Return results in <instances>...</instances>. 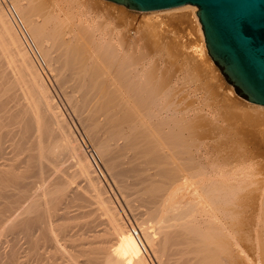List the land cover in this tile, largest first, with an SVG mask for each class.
<instances>
[{
  "label": "bare ground",
  "instance_id": "obj_1",
  "mask_svg": "<svg viewBox=\"0 0 264 264\" xmlns=\"http://www.w3.org/2000/svg\"><path fill=\"white\" fill-rule=\"evenodd\" d=\"M91 1L0 0V112H3L1 117L4 113L7 114L9 124L19 126L18 148L20 147L21 153H27L28 140V155L23 153L18 162L17 158L7 159L5 166L8 168L0 169V198L12 197L16 192L12 193L10 190H19L21 186L26 188L27 168L30 165L38 168L34 171L39 174V179L44 177L45 180L48 173L53 174L35 193L24 194L27 198L26 204L25 200H22L23 203L18 202V193L14 196L16 201L14 198L9 200L11 202L7 201L8 204L1 201L0 220L5 221V225L1 221L4 225L2 230L7 231V234L13 230L14 236L3 240L4 231H0V248L4 242L9 243L5 253L0 251V264H22L15 248L18 234L23 235L21 237L28 242V264H149L142 242L136 238L133 229L126 226L113 206L114 203L105 204L104 199L109 194L104 189L108 195L105 198L101 196L100 185H96L100 181L99 177L85 153L86 150L82 149L79 138L76 137L78 133L74 134V129L72 130L65 119L69 114L64 117L61 109L57 107L59 104L56 105L53 101L49 85L46 84V80L48 83L50 78H57L64 86L65 83L68 84L67 80L72 81L74 88L69 89L70 83L66 87L73 92L75 89L76 93L71 94L72 96L78 95L74 98L70 96L71 100L67 101H71L72 110L76 113L74 115H79L78 119L74 116L76 122L82 121L88 143L91 141L93 150L106 171H114L118 176L124 172L137 176L132 180L135 179L140 184L138 186L141 190L136 189V184L134 187L129 184L135 192L139 191L135 196L142 199H138L140 202L148 205L152 203V206H147L149 220L154 224L145 225L142 221L138 223L143 244L145 243L147 249L149 247L150 252L153 251L152 254L159 253L157 256L161 257L164 255L166 264H256V259L264 264V187L261 185L259 190L251 189L258 184L254 178L253 162L244 159L237 164L225 162L218 157L217 152L207 147L205 141L195 140V128L206 124L204 118L211 114L213 121L217 122L221 114L216 110L206 111L205 106L208 103L204 95L197 102L200 98L197 93L199 89L192 85L199 79L195 78L194 70L201 72L203 66V78L209 83L210 92L218 102L221 101L232 109L226 107L231 111L228 113L229 117L235 116L232 107L239 108L237 101L230 98L233 91L224 90L216 84L219 79L206 57L207 51L196 15V6L186 4L165 10L190 8L193 16H190V12L184 14L190 26L186 28L191 30L193 27L196 31H191L198 35L185 30V40L191 48L187 49L190 52L179 50L180 53L176 52L175 55L181 57L182 68L185 69L181 68L182 71L178 72L180 74L172 72L174 75L168 74L169 78L162 79L153 76L156 72L151 70L149 60L139 62L135 59L137 55L130 52L124 42L127 32L113 25L111 20L103 21V14L95 11L101 4ZM120 8L115 11L119 12L118 16L122 20L127 14ZM156 22L157 25L161 24L158 18ZM129 34L135 32L131 31ZM129 42V45H134V39L130 38ZM158 46L153 45V48ZM138 58H141L140 55ZM43 64L46 70L41 67ZM52 72L56 77L53 74L51 77L49 73ZM50 85L51 88L52 84ZM61 86L59 88L62 91L64 88ZM217 88L221 91H217ZM63 91L60 94L63 95ZM20 98L23 101L18 103ZM65 98L62 97L64 101ZM251 104H254L256 110L263 108V105ZM63 106L64 104L62 108ZM261 113L264 115V111ZM0 122L3 123V120ZM5 130L0 131V147L8 138L7 133H4L7 137L2 136ZM185 130L189 134H185ZM13 132L16 134L15 130ZM8 133L10 136V132ZM82 141L84 142L83 137ZM125 159L131 165L124 163ZM63 161H67L71 168L74 167L72 177L69 174L70 179L76 178L78 181L79 178V181L87 182L88 187L92 186L89 187L90 191L97 187L96 190L94 188V194H91L93 197L85 196L92 198L88 202L93 201L96 204L98 201L103 205L100 212V206L94 207L93 202L91 203L104 215L98 223L95 220L98 215H92L91 219L98 225L101 220L105 221L106 227L102 234H97L86 220L84 223L88 226L81 223L80 219L78 220L81 222L71 223V218L65 217L68 213L67 206L72 202L81 211L78 204L74 205L75 200H79L78 194L84 196L82 192H88L89 189L79 190L80 185L78 186L76 180H72L74 185L70 183L64 176L67 172L63 168ZM20 163L24 165L23 170L17 173ZM122 163L127 165L125 167L129 166L128 169L124 170L123 166L119 168ZM67 165L64 166L67 168ZM114 175L111 179L117 180ZM130 177L131 175L127 179ZM121 180L120 182H124ZM83 185L82 188L85 189V184ZM188 188L191 189L189 200H185V203L173 201L181 191ZM124 191L122 194L126 195ZM122 194L119 199H125ZM130 195L132 201L135 196ZM63 199L69 200L68 205L65 203L66 207L61 206ZM80 203L82 204L79 205L84 206L86 199ZM254 203L260 205L257 214L252 208ZM91 204L85 206L89 207ZM73 206L70 205L71 209ZM136 206H132L133 209ZM63 208L64 212L61 210ZM138 209L142 211L140 207ZM89 211L85 214L89 215ZM69 212L71 215L70 210ZM81 214L78 212V215ZM63 217L61 223L55 222ZM63 220L67 222L62 223ZM15 229L17 230L14 231ZM99 229L101 227L98 231ZM154 257L156 260V255Z\"/></svg>",
  "mask_w": 264,
  "mask_h": 264
},
{
  "label": "rangeland",
  "instance_id": "obj_2",
  "mask_svg": "<svg viewBox=\"0 0 264 264\" xmlns=\"http://www.w3.org/2000/svg\"><path fill=\"white\" fill-rule=\"evenodd\" d=\"M49 1V0H48ZM91 1V0H90ZM93 1H97L96 2V4L98 3V4H101L100 6L98 5V9L97 10H95V9H93V11L95 10L96 11V13L99 11V14H103V16H101V18H102V20L103 21H112V24L113 25H117V26H119V28L121 29V30H123L124 32H127V34L129 35H126V37H125V40H124V42H125V45H126V47H127V49H129V51L130 52H132V53H134V55L136 56L135 57V59L137 60V61H139L140 62V60H141V62L142 61H145V60H149L150 61V68H151V70H154V72L153 73H155L153 76L154 77H159V78H162V79H164V78H169V75L170 76H172V75H174L173 73H178V72H181L182 71V69L184 68L185 69V67H183L182 68V61H181V57H176L175 55H176V52H177V54L178 53H180V51H189L190 52V50L189 49H187V47H189V45L187 44L188 43V41L187 40H185V34L188 32V31H191V30H193V32H195L196 30L195 29H193V27H191L192 29L190 30H188V28H190V26H188V23H187V18H186V16L184 15L185 13H191V9L190 8H183V9H178V10H172V11H165L166 9H164V10H156V11H146V12H143V11H136V10H132V9H129V8H127L126 6H124V5H121V4H117V3H114V2H111V1H107V0H92L91 2L92 3H94ZM101 1V3H99ZM49 4V3H48ZM50 5V4H49ZM190 5V4H189ZM46 7L48 6L47 4L45 5ZM109 7V8H108ZM112 7V8H111ZM114 7V8H113ZM122 8L123 9V12L124 13H126L127 14V17H125L124 19L122 18V20L120 19L121 17L120 16H118V15H120L119 14V12H116L115 11V9L117 8ZM120 8V9H121ZM112 9V10H111ZM114 9V10H113ZM116 9V10H117ZM190 9V10H189ZM111 10V11H110ZM196 10H197V7H196ZM164 11V12H163ZM95 13V12H94ZM118 13V14H117ZM169 13V14H168ZM190 16H193V14L191 13L190 14ZM120 17V18H119ZM158 18V20L159 21H161V24L160 23H158V25H157V18ZM154 18H156V19H154ZM160 18V19H159ZM107 19V20H106ZM110 21V22H111ZM155 21V22H154ZM163 22V23H162ZM127 23V24H126ZM155 24L157 25V26H155ZM155 28H154V27ZM159 26V27H158ZM161 26V27H160ZM186 27H188V28H186ZM123 28V29H122ZM158 28H160V29H158ZM153 29V30H152ZM154 29H155V31H154ZM128 30H130V31H128ZM137 30H139V32L137 31ZM148 30H151V31H148ZM187 32H186V31ZM195 30V31H194ZM135 32V34H129L130 32ZM165 31V32H164ZM168 31V32H167ZM137 32V33H136ZM141 32V33H140ZM185 32V33H184ZM192 32V31H191ZM192 32V33H193ZM197 33V32H196ZM137 34V36H135ZM195 36H197L198 34H195V33H193ZM132 37H134V38H132ZM130 38L131 39H134V45H129V41H130ZM172 40V41H170V40ZM177 41V42H176ZM185 41V42H184ZM187 42V43H186ZM128 43V44H127ZM170 43H172V44H170ZM186 43V44H185ZM184 44V45H183ZM153 45H159L156 49H154L153 48ZM175 45V46H174ZM184 47H183V46ZM188 45V46H187ZM131 46V47H130ZM129 47V48H128ZM132 47H133V51H132ZM155 47V46H154ZM186 47V48H185ZM153 48V49H152ZM190 48V47H189ZM159 49H160V51H159ZM163 49V50H162ZM186 49V50H185ZM191 49V48H190ZM180 50V51H179ZM156 51H157V53H156ZM166 51L168 52V53H166ZM207 51V50H206ZM140 55V57L141 58H138V56ZM206 57H207V60L208 61H210V64H211V66H212V68H214V73L215 74H217V76H218V79L219 80H217V85H220V86H222V88L224 89V90H229V89H231L232 91H233V95H231L230 96V98H233L234 99V101H237V105H239L238 107L239 108H236L235 106L234 107H232L233 108V110H234V112H232V113H234L235 114V116L234 117H229V115H228V113H231V111L230 110H232L231 108H229L225 103H223V102H221V101H217L218 99H216L215 98V95H213L211 92H210V88L208 87V84L209 83H206L205 82V80H204V75H203V66L201 67V72H195V70H194V75H195V78H198L199 80L201 79V81H199V80H195V84H193L192 85V87L193 88H195L196 86L198 87V89L199 90H197V93H198V95L200 96V98L197 100V102H199V100H201V98H202V96L204 95L205 97L204 98H206L207 99V103H208V106H205V108H206V111H210V110H216V112L217 113H219V114H221L220 116H218V121L217 122H215V121H213V119H212V117H211V114H209V115H207V117H205L204 118V120H206L205 121V123L206 124H202L199 128H195V130L197 131L196 133H195V130H194V133L195 134H197L196 135V137H198V138H196L195 137V140L197 139V141L198 140H202V141H205L206 142V144H207V147L209 146V149L210 150H212L213 152H217L218 153V157L220 158H222L223 160H225V162H227V161H229L231 164H237V162H239V161H241L242 159H244V160H251L250 162H253V168H254V170H255V176H254V178L258 181V184L257 185H259L258 187H256V186H252L251 187V189H253V190H259V187L262 185V187H264V115L261 113V111H264V106H263V108H260V110H256L255 108H254V104H251L250 102H248L247 100H245L244 98H242V97H240L236 92H235V90H234V88H233V86L230 84V83H228L226 80H225V78H224V76L222 75V73L220 72V69L218 68V66L212 61V59L210 58V56L208 55V53L206 52ZM177 60V61H176ZM41 67H43V69L44 70H46L45 69V67H44V64L41 66ZM182 68V69H181ZM183 69V70H184ZM171 72V73H170ZM173 72V73H172ZM159 73H160V75H159ZM50 75H51V77H56L55 75H54V73L52 72V73H49ZM52 74H53V76H52ZM169 74V75H168ZM178 74H180V73H178ZM50 75H48V78L50 77ZM53 79V80H52ZM50 78V79H48L49 81H48V83H47V80H46V84H47V86L49 87L48 89H49V91H51L50 93H51V95L53 96V101H54V103L56 104V105H58L57 107H59V109H61L60 111L62 112V114L64 115V117L67 115V114H69L68 116H66L65 117V119H66V121L68 122V124L70 125V127H72V130H73V132H74V134L76 135V133H78L77 135H79V134H81L79 137L76 135V137H77V139H78V141H79V143H80V145H81V147H82V149H84V151H85V153L88 155V158L90 159V155H89V153H87L88 152V150H87V148L86 147H89V148H91V149H94V146L92 145V143H91V141H89V143H88V138H87V135L86 134H84V131L85 130H83L84 128H82V121H77L76 122V116L77 115H74V114H76L75 112H73V110H72V106H71V101H69V100H71L70 99V96H72L73 95V93L75 94L76 92H75V89H74V92H73V90H71V91H69V89H73L72 88V81H70V80H65L66 82H68V84L67 83H65V81H63V83H65V86L62 84V82H60L59 83V81L57 80V78L55 79V78ZM206 79V78H205ZM50 80L52 81V82H50ZM58 83V86H57V83L55 82V81ZM55 83H54V82ZM200 82V83H199ZM204 82H205V84H204ZM52 84V89H55V90H52L51 88H50V84ZM199 83V84H198ZM60 84V85H59ZM61 84H62V86H61ZM68 85V87H69V89L66 87L67 85ZM71 85V86H70ZM61 86V88L63 89V90H65V91H63L64 93H63V95L62 94H60V93H62V91H61V89L59 88ZM66 87V88H65ZM60 90H59V89ZM51 89V90H50ZM57 89V90H56ZM219 88H217V91H221V90H218ZM68 90V91H67ZM54 93H53V92ZM58 91V92H57ZM60 91V92H59ZM208 92V93H207ZM58 93V94H57ZM65 93H66V95L68 94V93H70V95L68 94L67 96L65 95ZM72 94V95H71ZM208 96H206V95ZM55 95V96H54ZM63 98H65L66 100L64 101V99H62V97ZM78 95V94H77ZM77 95H74L75 97L77 96ZM181 95V94H180ZM179 95V97H181ZM65 96V97H64ZM74 96H72L73 98H74ZM56 97H58V100H59V102H58V100H57V98ZM67 97H69V98H67ZM55 98V99H54ZM19 99V98H18ZM21 99V98H20ZM67 99H69L68 101H67ZM180 99V98H179ZM194 99V98H193ZM62 100V101H61ZM19 101V100H18ZM21 101H23L22 99L18 102V103H20ZM65 102V103H64ZM69 103V104H68ZM71 103V104H70ZM64 104V106H63V108H62V105ZM67 104V105H66ZM61 105V106H60ZM71 106V109L69 108L68 109V107L69 106ZM225 105V106H224ZM66 106H68V107H66ZM64 107H66V108H64ZM228 109H230V110H227V108ZM236 108V109H235ZM63 109V110H62ZM262 109V110H261ZM72 110V111H71ZM65 111V112H64ZM68 111V112H67ZM71 111V112H70ZM67 112V113H66ZM1 113H3V112H0V120L2 121L3 120V123L2 122H0V125H1V127H0V131L3 129V131L6 129V127H7V130H5V132H2V136L4 135L5 137H7L8 136V138L7 139H5L2 143H4V144H1V147H0V169H3V170H6L8 167H7V165L5 166V163H6V161H7V159H15V158H17V162L20 160V158L19 157H22L23 156V153L24 152H20V147L18 148V142H19V140H20V135L18 136V132H19V129H18V127L19 126H17L16 124H12V123H10L9 124V119H7L8 117H7V114L6 113H4V115L1 117ZM71 113H72V115H71ZM227 114V115H226ZM71 116H75L74 118H75V120L73 119V117H71ZM209 116V117H208ZM225 116V117H224ZM69 117H71V119H69ZM221 117V118H220ZM2 118H4V119H2ZM79 118V115L77 116V119ZM6 119V120H5ZM8 120V121H7ZM74 123H73V122ZM6 122H7V124H9L10 125V127H9V125H7L6 124ZM2 123V124H1ZM76 123H77V126H76ZM78 123H80L79 125H78ZM216 124H217V126H216ZM3 125V126H2ZM13 125V126H12ZM72 125V126H71ZM81 125V126H80ZM15 126V127H14ZM74 126V127H73ZM17 127V128H16ZM75 127H76V129H75ZM2 128V129H1ZM13 128V129H12ZM15 128V129H14ZM78 128V129H77ZM13 130H15L16 131V134H15V132H13ZM80 132H78V131ZM81 130V131H80ZM11 131H12V134H11ZM18 131V132H17ZM8 132H10V136L11 135H13V136H11V138H9L10 136H9V133ZM193 132V131H192ZM200 132V133H199ZM4 133H7L6 135L4 134ZM84 134V135H83ZM185 134H189V132L188 131H186L185 130ZM195 134L193 135V138H194V136H195ZM14 135H16V136H14ZM3 136V138H5ZM82 137H83V140H84V142L82 141ZM17 138V139H16ZM81 138V139H80ZM9 139V140H8ZM10 139H12V140H10ZM28 139V138H27ZM214 139V140H213ZM194 140V141H195ZM28 141V140H27ZM26 141V147H27V153H24V154H27L28 155V142ZM86 141V142H85ZM14 142V143H13ZM17 143V144H16ZM195 144H196V141L194 142ZM14 144V145H13ZM92 146H91V145ZM12 145H13V147H12ZM211 147V148H210ZM14 148V149H13ZM17 148L19 149V150H17ZM17 150V152H15ZM2 151V152H1ZM17 154V156H16V154ZM8 154V155H7ZM13 157V158H12ZM22 159V158H21ZM91 160V159H90ZM127 159H125V160H123V161H125L124 163H126L127 165L129 164V165H131L129 162H127L126 161ZM4 161V162H3ZM122 161V162H123ZM91 163H92V165H93V162L91 161ZM4 164V165H3ZM62 164H64V165H67V168H66V166H64L63 165V168L65 169V173L67 174H64V176L65 177H67L71 182L70 183H73V185H74V182H75V180H76V178H74L75 180H73L72 178L70 179L69 178V176L71 175V177H72V173H73V170H74V167L72 166V168H71V166H70V164L69 163H67V161H66V163H65V161H63V163ZM101 164H103L102 162H98V166H99V169H100V172H98V170L94 167V165H93V167H94V169H95V171H96V174L98 175V177H99V182H100V184H99V182H97V186L98 185H100V193H101V196L103 197V198H105V197H107V195L109 194V195H111L112 197H114L115 199H113L112 197L110 198V196L108 195V199L107 198H105L104 199V201H105V204H108V205H112V204H110V203H114V207L118 210V212L120 213V215H121V217H122V219L124 220V222H125V224H126V226L129 228V229H133L132 231L134 232V234H135V236H136V238L138 239V240H140V242H142V247H144V249L146 250V252H144V254H147L146 255V257H148L147 258V260H148V262H149V264H164V262H165V264H166V257H164V255H163V257H161L160 255H158L159 256V259H158V256H157V254H159V253H153L152 254V252L153 251H149L150 249H149V247H148V249H147V247H146V245H145V243L143 244V242H144V240L142 239V237L140 236V233H139V225H138V223L140 222V221H142V223L144 222L145 223V225H152V224H154V223H152L150 220H149V207L148 206H152V203H149V205L148 204H145V202H143V201H139V200H142L141 198H139V197H137L138 195H136L135 196V194L137 193L138 194V190H141V189H139L140 187V184L138 183V182H135V179L137 178V176H135L134 174L132 175V174H129L130 172H124L123 174H121V175H117L114 171V173H115V175H114V173L113 172H108V171H106V169H105V166H104V164L103 165H101ZM20 166H19V168H17L16 169V172L17 173H19V171H21V170H23V167L22 166H24L23 164H19ZM127 165H125V164H121V166L119 165V168H121L122 166V168L124 169V170H126V168L128 169V167H125V166H127ZM31 167V168H30ZM34 165L32 166V165H30V166H28V168H27V175H28V177H27V182H28V185H26V188L24 187V186H21V190L19 189V190H10V191H12V193L13 192H16V193H18V194H16V195H19V196H16L15 194L12 196V197H7L6 199H4V198H0V209H1V201L2 202H6V204H8V202H11V201H9V200H11V199H15V201L17 200L16 198H18V202H20L21 201V203H23L22 202V200L25 202V204L27 203V198L25 197V193L27 194L28 192H29V194H31V193H35L34 191L36 190H39L38 188L40 187V186H42V185H44L45 184V182L47 183V181H49L50 179L49 178H52L53 177V174H51V173H48L49 174V176H48V174L45 176V180H44V177L42 178V179H39V174L37 173V171H34V170H36V169H38L36 166L34 167ZM5 168V169H4ZM30 169H32V170H30ZM68 171H70V172H68ZM105 171V172H104ZM108 174H107V173ZM113 173V174H112ZM260 173V174H259ZM70 174V175H69ZM107 176H106V175ZM110 175H112V176H110ZM113 175L114 176H117V178L119 179H117L116 180V178H113V179H111L112 177H113ZM124 175H125V177H124ZM128 175V176H127ZM131 175V177L129 178V179H127L129 176ZM39 176V177H38ZM51 176V177H50ZM127 176V177H126ZM122 178V180H124V182L121 180V178ZM136 177V178H135ZM133 178H135L134 180H132ZM131 179V180H130ZM32 180V181H31ZM44 180V181H43ZM72 180L74 181V182H72ZM80 179L78 178V181L76 182V183H78V186L80 185V189H79V187L77 188V190L79 189V190H87L88 191V189H89V187H91L92 188V186H89L88 187V185H87V182L85 183V181H79ZM115 180V181H114ZM120 180L122 181V182H120ZM131 181V182H128V181ZM43 181V182H42ZM113 181L114 182H117L116 184H117V186L115 185V183H113ZM120 184H119V183ZM36 183V184H35ZM44 183V184H43ZM126 183H128V184H126ZM134 183V184H133ZM34 184V185H33ZM42 184V185H41ZM83 184H85V189L84 188H82V185ZM121 184H122V186H121ZM126 184V185H125ZM132 184L133 186L132 187H134L135 186V184H136V186L135 187H137L136 189H138V190H136V192H135V189H133L130 185ZM71 185V184H70ZM86 185H87V187H86ZM123 185L125 186V187H123ZM127 185H128V188H126L127 187ZM139 185V186H138ZM84 186V185H83ZM103 186V187H102ZM116 187V188H115ZM261 187V188H262ZM91 188L89 189V191L88 192H86V191H84V192H82V195H84V196H81L80 194H78V198H79V200H81L82 199V201H79V200H75V203H74V205H77L78 204V206H79V209L82 211H84V212H81V211H79L77 208L78 207H76V206H73V202H72V204L70 203L69 205H68V203H67V201H69V200H65V199H63L64 200V203H63V200L61 201L63 204H61V206L62 205H64V206H62V207H66L67 205V207H68V213H67V215L70 213L69 212V210L71 211V217H69V215L67 216L66 214H65V217H67V218H71L70 220L69 219H67V218H65L66 220H69L71 223L73 222V221H77V222H81V223H83L84 225H86V226H88V225H92L93 226V229L94 230H96L95 232L97 233V234H102L101 232H103L102 230H104V227H106V224H104L105 223V221H103L102 222V220H101V223H99V225L98 224H96V222L98 223L99 221L98 220H100V217H101V219L104 217V215L103 214H100V212H102V208H103V205H101L100 203H98V201H96V204L93 202V206L95 207V206H100V209H101V211L100 210H98L99 208H94L93 206H92V202H88V201H90V199L92 200V198L90 197V198H87V197H89L91 194H94V188L95 187H93V191H90L91 190ZM120 189V191H118L119 189ZM261 188H260V190H261ZM24 189H26V190H24ZM97 189V187L95 188V190ZM103 189V190H102ZM106 190V192L108 193H106L105 192V190ZM122 189V190H121ZM128 189H131V190H133L135 193H133V191H132V194L130 193V191L131 190H128ZM250 189V190H251ZM32 190H33V192H32ZM101 190L103 191V192H101ZM112 190V192H114L115 194H113L112 192H110ZM115 190V191H114ZM124 190H128L129 191V193H127L128 191H124ZM187 190H188V192H187ZM17 191H20V192H17ZM25 191V192H24ZM122 191H124V192H126L125 194L126 195H124V193L122 194ZM86 192V193H85ZM90 192H93V193H90ZM20 193V194H19ZM79 193V192H78ZM81 193V192H80ZM88 193V194H87ZM118 193H119V195H118ZM181 194H178L176 197H175V199L173 200V201H175V202H179V203H185L186 201H187V199L189 200L190 199V197H191V189L190 188H188V189H185L184 190V192L183 191H181L180 192ZM183 193H184V195H183ZM190 193V194H189ZM85 194H86V196H85ZM105 194V195H104ZM107 194V195H106ZM123 195L122 197H124L125 199H123V198H121V199H119L118 197H120V195ZM130 196H132V197H134L135 196V198L131 201V199H130V197H129V195ZM134 194V195H133ZM28 195V194H27ZM89 195V196H88ZM114 195V196H113ZM127 195H128V197H127ZM181 195H183V196H181ZM14 196H16V198L14 197ZM92 197H93V195H91ZM117 196V197H116ZM20 197L22 198V199H20ZM69 197V196H68ZM80 197H81V199H80ZM13 199V200H14ZM83 199H84V202H85V199H86V203L84 204V206L87 204V206L88 205H90L91 204V206H89V207H84V206H81V205H79V204H82V203H80V202H83ZM89 199V200H88ZM93 199H95V198H93ZM123 199V201L125 200V201H128V202H125V204H124V202L123 201H121ZM139 199V200H138ZM12 200V201H13ZM112 200V201H111ZM115 200V201H114ZM135 200H137L138 202H140L139 204H138V202H136ZM186 200V201H185ZM8 201V202H7ZM76 201H78L79 203H77ZM110 201V202H109ZM129 201H131V203L129 202ZM185 201V202H184ZM118 202H120V203H118ZM67 205H66V204ZM126 203H128V204H126ZM129 203H130V205H129ZM133 203H134V205L136 206V204H138L137 206H136V208L135 209H133V207H134V205H133ZM136 203V204H135ZM142 203H144V204H142ZM151 204V205H150ZM258 204L259 203H257V204H255L254 203V205H253V207L252 208H254V210H256L255 212H254V210H253V212L254 213H256L257 214V208L259 207L260 208V205L258 206ZM70 205L71 206H73L72 207V209H71V207H70ZM118 205H119V207H118ZM124 205H125V207H124ZM143 205H145L144 206V208H143ZM148 205V206H147ZM256 205V206H255ZM133 206V207H132ZM142 209V211H140V209H138L139 207ZM255 206V207H254ZM70 207V208H69ZM74 207L76 208V209H74ZM83 207V209H81ZM123 207V208H122ZM132 209H131V208ZM87 208V209H86ZM89 208H91V209H96L95 211L94 210H91V211H94V212H96L95 214H94V212H91V211H89L88 209ZM145 208H147V211H144V209ZM256 208V209H255ZM86 209V210H85ZM122 209V210H121ZM61 210H63V212L65 211V209L63 208V209H61ZM61 210H59V211H61ZM73 210H77V212H75V211H73ZM139 210V211H138ZM146 210V209H145ZM86 211H89V215H86L85 213H87ZM100 211V212H99ZM124 211V212H123ZM135 211V212H134ZM75 212V214H77V217L78 218H76V215L75 214H73ZM78 212H79V214H81V215H78ZM81 212V213H80ZM146 212V214H144ZM61 213H62V211H61ZM98 213V214H97ZM133 213H134V216H131V215H133ZM140 214V215H139ZM263 214H264V212H263ZM75 216L74 218H73V216ZM92 215L95 217V215H98V217L96 216L95 217V220H97L96 222H95V220H91L92 219ZM101 215H103V216H101ZM82 218H81V217ZM84 216H86V217H84ZM144 216H145V218H144ZM91 217V218H90ZM142 219H141V218ZM74 220H73V219ZM85 218V219H84ZM88 218V219H87ZM97 218V219H96ZM144 218V219H143ZM62 219H64V217L63 218H61V219H59V220H57V221H55V222H57V223H61V221H62ZM76 219V220H75ZM78 219H80V220H78ZM82 219H84V220H82ZM94 219V218H93ZM86 220V222L88 223V225H87V223L85 224L84 223V221ZM88 220H91L90 222L88 221ZM152 220V219H151ZM2 220H0V231L2 230V227H4V225H5V221H2L3 222V224H2V222H1ZM58 221H60V222H58ZM68 221V223H70ZM94 221V222H93ZM150 221V222H149ZM154 221V220H153ZM54 222V223H55ZM66 223L67 221H64L63 220V222L62 223ZM90 223H92V224H90ZM143 223V224H144ZM146 223H148V224H146ZM150 223V224H149ZM95 224L96 225H98V226H95ZM129 224V225H128ZM140 224V223H139ZM101 225V226H100ZM104 225V226H103ZM130 225L132 226V227H130ZM136 225V226H135ZM94 226H95V228H94ZM91 227V226H90ZM101 227V230L99 229V231H98V228H100ZM92 228V227H91ZM17 229H15L14 231H16ZM2 231H4L5 232V234H4V232H3V235L5 236V238H4V236L2 237V238H4L3 240H5V239H10V238H12V236H14V234L12 233L13 232V230H12V235H11V233L10 232H8V234L10 235H8L7 234V231H5L4 229L2 230ZM1 231V232H2ZM8 235V236H7ZM23 237V235H21V234H18V236H17V242H15L16 244H15V248H16V250H17V255L19 256V258H18V260L19 261H21L22 262V264H28V253H26V252H28V248H27V246H28V242H26L25 240V238H22ZM25 243V244H24ZM106 243V242H105ZM109 242H107V244H108ZM9 244V243H8ZM7 243H5L4 242V244L1 246V248H0V251L2 252V253H5L6 252V250H7V246H9ZM21 244V245H20ZM109 245V244H108ZM26 248V249H25ZM144 250V251H145ZM21 251V252H20ZM20 254V255H19ZM156 255V260L157 261H159V263L155 260V256ZM22 256V257H21ZM25 256V257H24ZM162 258V260L164 261H162L161 260V258ZM151 260V261H150ZM163 262V263H162ZM262 262V261H261ZM261 262H259V261H257V259H256V264H261ZM18 264H21L20 262L18 263Z\"/></svg>",
  "mask_w": 264,
  "mask_h": 264
},
{
  "label": "water",
  "instance_id": "obj_3",
  "mask_svg": "<svg viewBox=\"0 0 264 264\" xmlns=\"http://www.w3.org/2000/svg\"><path fill=\"white\" fill-rule=\"evenodd\" d=\"M136 11L197 7L206 50L245 100L264 106V0H107Z\"/></svg>",
  "mask_w": 264,
  "mask_h": 264
},
{
  "label": "built area",
  "instance_id": "obj_4",
  "mask_svg": "<svg viewBox=\"0 0 264 264\" xmlns=\"http://www.w3.org/2000/svg\"><path fill=\"white\" fill-rule=\"evenodd\" d=\"M86 148L88 150V153L90 155V159L93 162L94 167L98 170V172H100V169H99V166H98L99 158L96 155V152L93 149L89 148V147H86Z\"/></svg>",
  "mask_w": 264,
  "mask_h": 264
}]
</instances>
